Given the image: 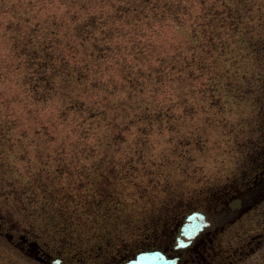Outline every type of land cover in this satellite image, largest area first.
I'll return each instance as SVG.
<instances>
[{
    "label": "rangeland",
    "instance_id": "rangeland-1",
    "mask_svg": "<svg viewBox=\"0 0 264 264\" xmlns=\"http://www.w3.org/2000/svg\"><path fill=\"white\" fill-rule=\"evenodd\" d=\"M196 6L197 0H185L186 14ZM56 10L41 9L39 18H57ZM185 16L189 35L192 19ZM238 17L233 43L225 46L226 36L214 43L211 75L203 71L190 85L185 76L184 90L146 94L155 105L130 110L119 133L105 134L104 120L92 121L85 135L73 117L57 126L33 122L20 96L12 110L19 118L0 122L9 137L0 139V226L52 255L83 262L121 255L123 262L136 248L149 246L159 223L176 230L192 207L227 181L264 171V58L255 51V39L264 36V7L243 9ZM4 47L0 43L5 57ZM181 93L185 105L178 102ZM41 107L34 116H56ZM62 150L69 165L89 170L54 172ZM1 244L0 264H38Z\"/></svg>",
    "mask_w": 264,
    "mask_h": 264
},
{
    "label": "trees",
    "instance_id": "trees-1",
    "mask_svg": "<svg viewBox=\"0 0 264 264\" xmlns=\"http://www.w3.org/2000/svg\"><path fill=\"white\" fill-rule=\"evenodd\" d=\"M255 1L197 0L190 16L185 0H0V43L8 44L2 51L10 56H0V122L15 123L20 113L12 110L21 96L33 122L57 126L73 117L85 135L92 121L104 120L105 134L119 133L130 110L155 105L144 99L146 94L184 90L185 76L189 84L203 71L211 75L218 40L226 36L225 46L233 43L241 11L264 7V0ZM48 8L57 9L59 17L39 18ZM185 15L192 19L189 35ZM255 41L257 57L264 58V36ZM179 95L185 105V93ZM4 105L12 113L1 112ZM42 105L56 116H34ZM7 129L0 128L1 140ZM64 154L59 152L62 164L54 172L89 170L69 165Z\"/></svg>",
    "mask_w": 264,
    "mask_h": 264
},
{
    "label": "flooded vegetation",
    "instance_id": "flooded-vegetation-1",
    "mask_svg": "<svg viewBox=\"0 0 264 264\" xmlns=\"http://www.w3.org/2000/svg\"><path fill=\"white\" fill-rule=\"evenodd\" d=\"M253 173L239 181L230 179L206 196L202 205L191 208L188 213L198 211L203 216L202 227L189 244L180 247L175 246V235L183 220L176 230L167 229V223L161 229L159 223L152 231L154 237L149 246L136 248L123 262L121 255L111 262L97 256L83 262L52 255L25 235L15 236L1 226L0 243L38 264H51L53 257L65 264H124L136 253L151 250L158 251L172 264H264V171Z\"/></svg>",
    "mask_w": 264,
    "mask_h": 264
},
{
    "label": "water",
    "instance_id": "water-1",
    "mask_svg": "<svg viewBox=\"0 0 264 264\" xmlns=\"http://www.w3.org/2000/svg\"><path fill=\"white\" fill-rule=\"evenodd\" d=\"M202 219H203V216L199 215L196 212H192L191 214H189L186 217L185 222L180 227L179 232L176 235V243L175 244L177 245V237L180 236L182 231H185L186 234L181 237V245L180 246L184 245V243H185V245L190 243V241L192 240V237L194 236L196 231L202 227L201 225H199L200 221ZM197 223H199V224H197ZM198 226H199V228H198ZM180 246H178V247H180ZM51 264H65V263H63L61 260H59L57 258H53L51 260ZM128 264H172V263L169 261H166L164 259V257H161L159 254L144 253V254H140L139 256H137L136 259L132 260Z\"/></svg>",
    "mask_w": 264,
    "mask_h": 264
},
{
    "label": "snow or ice",
    "instance_id": "snow-or-ice-1",
    "mask_svg": "<svg viewBox=\"0 0 264 264\" xmlns=\"http://www.w3.org/2000/svg\"><path fill=\"white\" fill-rule=\"evenodd\" d=\"M186 234L185 231H182L180 236L177 237V245L180 246L181 245V237L184 236Z\"/></svg>",
    "mask_w": 264,
    "mask_h": 264
}]
</instances>
